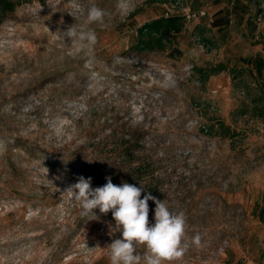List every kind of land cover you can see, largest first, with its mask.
<instances>
[{"label": "rangeland", "instance_id": "obj_1", "mask_svg": "<svg viewBox=\"0 0 264 264\" xmlns=\"http://www.w3.org/2000/svg\"><path fill=\"white\" fill-rule=\"evenodd\" d=\"M237 1L31 0L4 14L0 264H110L122 238L111 211L82 217L65 190L90 175L93 189L105 185L108 143L132 137L140 198L187 217V250L171 264H264V74L246 62L264 61V0L248 34L208 15ZM92 6L103 22L87 23ZM173 16L184 26L165 50L134 49L138 28ZM72 25L96 32L90 53L64 38Z\"/></svg>", "mask_w": 264, "mask_h": 264}, {"label": "clouds", "instance_id": "obj_2", "mask_svg": "<svg viewBox=\"0 0 264 264\" xmlns=\"http://www.w3.org/2000/svg\"><path fill=\"white\" fill-rule=\"evenodd\" d=\"M106 15L105 10L92 6L87 11L86 20L88 24L103 22ZM64 38L71 41L76 54L90 53L98 40L94 30L74 25L64 32ZM91 179L80 177L65 191L81 209L82 217L92 215L97 219L95 209H99L101 214L111 211L122 238L108 245L110 264H171L182 258L187 250V245L183 243L187 220L185 212L170 211L164 201L156 199L151 193L141 199V193L145 190L141 186L126 182L115 185L111 177H106L105 185L93 189ZM149 200L156 204L155 223L152 226H149L148 220ZM191 243L200 247V235H195ZM138 246L145 247L143 255L137 254Z\"/></svg>", "mask_w": 264, "mask_h": 264}, {"label": "trees", "instance_id": "obj_3", "mask_svg": "<svg viewBox=\"0 0 264 264\" xmlns=\"http://www.w3.org/2000/svg\"><path fill=\"white\" fill-rule=\"evenodd\" d=\"M31 0L15 1V0H0V24L3 22L7 13L13 12L17 6L23 2H29ZM260 1V0H257ZM3 14V15H1ZM184 26L183 19L177 16L160 18L147 22L137 30V41L134 45V49L138 52L147 51L154 52L158 50L166 49V42L169 41L170 35L173 32L180 31ZM181 54V53H180ZM264 65V61L258 64L257 72L261 73V68ZM139 139L132 137L128 143H116L110 145L107 151V156L111 160L110 169L112 172L113 181L115 185H121L122 183H129L135 185L138 178L144 175L145 166L142 163V156L138 151ZM105 144H101L98 148H104ZM106 176H110L105 174ZM92 182H94V175H90ZM102 176V178H105ZM136 187L138 185H135Z\"/></svg>", "mask_w": 264, "mask_h": 264}, {"label": "crops", "instance_id": "obj_4", "mask_svg": "<svg viewBox=\"0 0 264 264\" xmlns=\"http://www.w3.org/2000/svg\"><path fill=\"white\" fill-rule=\"evenodd\" d=\"M255 0H238L234 6L232 5H226V9L224 6L217 8L216 10L209 13V18L213 19L214 21V27L218 30L227 28H232L233 22L235 26L239 25L242 33H250L249 29V21L254 20L256 18V15H254V11L252 9V4H254ZM256 2V1H255ZM255 24V23H254ZM256 26V25H255ZM264 26V25H263ZM259 30V28H257ZM256 29V31H257ZM261 32V31H260ZM256 33H259L257 31ZM246 62L252 63L255 65L256 73L258 69V64L260 62H263L260 56H256L254 59H248ZM264 74V65L261 68V73L258 74V76H262Z\"/></svg>", "mask_w": 264, "mask_h": 264}, {"label": "built area", "instance_id": "obj_5", "mask_svg": "<svg viewBox=\"0 0 264 264\" xmlns=\"http://www.w3.org/2000/svg\"><path fill=\"white\" fill-rule=\"evenodd\" d=\"M257 20H258V22H260L261 21V18L259 17Z\"/></svg>", "mask_w": 264, "mask_h": 264}]
</instances>
